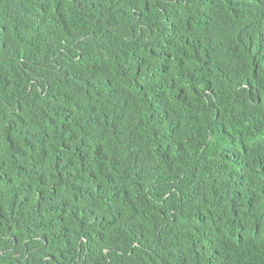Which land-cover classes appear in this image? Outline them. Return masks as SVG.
<instances>
[{"label": "trees", "instance_id": "16d2710c", "mask_svg": "<svg viewBox=\"0 0 264 264\" xmlns=\"http://www.w3.org/2000/svg\"><path fill=\"white\" fill-rule=\"evenodd\" d=\"M0 264H264V0H0Z\"/></svg>", "mask_w": 264, "mask_h": 264}]
</instances>
